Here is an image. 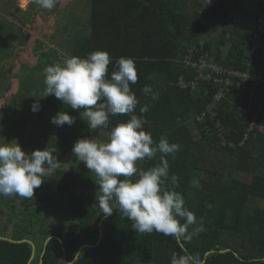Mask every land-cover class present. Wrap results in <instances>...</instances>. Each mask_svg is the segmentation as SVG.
<instances>
[{
    "label": "trees",
    "instance_id": "trees-1",
    "mask_svg": "<svg viewBox=\"0 0 264 264\" xmlns=\"http://www.w3.org/2000/svg\"><path fill=\"white\" fill-rule=\"evenodd\" d=\"M213 1L219 6L206 5L205 0H87L89 32L85 30L82 35H87L74 45L67 44L70 46L68 58H86L94 51L109 53V74L120 57L134 60L138 81L130 87L139 101L134 114L141 115L140 107L147 105L149 110L143 114L147 121L144 130L156 142L166 138L170 143L181 145L174 159L167 157L169 175L179 177L176 191L183 195L185 207L196 216L197 222L189 231L196 227L203 231L187 242L155 232L136 234L130 221L121 218L115 210L101 221L104 215L96 203V177L71 150L70 161L78 171L58 166L51 171L45 185L49 194L46 205L49 206V227L52 218L62 217L68 223L67 229L53 232L51 226L46 233L44 221L38 218V228L44 233L39 237L32 218L28 220L32 215L30 199L23 198L19 213L14 212L13 201L6 204V211L0 208V237L33 242L35 255L30 264H65L62 247L65 259L72 261L85 244L93 247L83 248L72 264H170L172 253H200L204 264H264V135L253 134L241 144L251 115L248 111L250 89L229 87L214 109L216 116L211 117L206 108L215 91L212 84L200 82L195 90L177 85L179 78L189 80L195 74L181 62L191 46L212 51L211 43L205 40L206 33H219L220 42L229 44L225 58L210 54L216 62L239 71L246 70L248 62L251 72L264 79V61L250 57L249 48L252 28L264 9V0H252L253 5L246 9L241 5L244 0H235L233 4L232 0ZM223 6L240 15L241 24L232 32V19L223 12ZM19 85L27 90L21 78ZM145 85L158 94L157 99L142 92ZM252 99L254 106L264 107V85L258 87ZM44 101L49 107L35 115L36 134L46 140L77 141L99 137V133L106 134L108 140L111 127L129 119L127 115L110 116L108 129L92 130L79 111L51 95ZM61 111L75 117V123L65 124L64 131L51 123V118ZM260 122L264 123V118ZM20 127H24L22 119L16 123L12 135L18 134ZM218 129L222 136L218 135ZM21 132L19 135H23ZM44 149L45 146L37 148ZM62 151L56 150L53 155L58 157ZM158 162V159L144 160L137 166L147 170ZM237 173L250 178L236 177ZM89 189L93 195L87 193ZM14 219L16 222L11 227ZM52 235L62 244L51 239L41 256L45 240ZM227 249L228 252H221ZM207 252L211 253L205 256ZM31 255L29 243L0 239V264H28Z\"/></svg>",
    "mask_w": 264,
    "mask_h": 264
},
{
    "label": "clouds",
    "instance_id": "clouds-1",
    "mask_svg": "<svg viewBox=\"0 0 264 264\" xmlns=\"http://www.w3.org/2000/svg\"><path fill=\"white\" fill-rule=\"evenodd\" d=\"M42 9L52 10L58 0H32ZM110 55L94 51L86 58L70 57L63 63H55L43 70L45 88L42 98L54 96L70 109L79 111L89 129H108L110 116L127 115L126 122L111 127L107 142L83 138L75 142L72 153L96 177L97 202L105 218L114 210L131 223L136 234L160 233L178 241H192L203 228L196 227V216L185 207L179 187V177L169 175L167 157L181 150L178 143L166 138L156 142L150 132L144 130L147 123L143 114L147 105L140 107L141 115L134 114L139 101L130 85L138 81L134 60L120 57L109 74ZM145 95L152 92L151 86L142 88ZM40 110L39 99L31 105V111ZM56 127L72 126L75 117L68 112H58L51 118ZM56 149L35 150L26 153L21 145L12 142L0 143V196L32 199L34 190L45 181L46 172L56 169L60 162L53 153ZM158 159V163L141 169L138 161ZM137 177L135 180L132 177ZM199 187V183L195 182ZM170 185V186H169ZM183 221V223L181 222ZM170 264H204L200 253H172Z\"/></svg>",
    "mask_w": 264,
    "mask_h": 264
},
{
    "label": "rangeland",
    "instance_id": "rangeland-1",
    "mask_svg": "<svg viewBox=\"0 0 264 264\" xmlns=\"http://www.w3.org/2000/svg\"><path fill=\"white\" fill-rule=\"evenodd\" d=\"M18 4L25 7L27 0H21L20 3L14 1L9 5ZM34 9L33 6H30V12L26 14L30 18V23L34 18L31 16ZM41 10L43 14H46V9ZM13 11L14 13L11 15L4 12L7 14H3L4 16L0 19V143H10L15 140L21 145L22 150L29 154L42 146H48L50 150L55 148L60 151L63 149L62 154L58 156L59 166L77 172L78 170L72 166L70 161L71 150L76 141L59 138L46 140L36 134L38 131L37 118L35 113L31 111V105L39 99L40 110L36 112L37 115L49 107L44 98L40 99L45 88L43 70L55 63L62 64L68 58L69 47L87 35V33L82 34L85 30L89 32V18L86 17L89 12V4L87 0H58L56 7L49 10V34L45 31L44 24L37 27H33L31 24L23 25L18 18L20 12L16 8H13ZM7 15L8 17H6ZM24 20L27 21L26 18ZM42 20L43 23H46L45 17ZM210 25L207 24L208 27ZM68 43L71 45H67ZM11 66L13 69L9 75L7 69ZM20 78L28 92L19 85ZM10 81L12 82L11 90L5 92ZM45 116H49V113H45ZM21 119L24 121V127L17 128L18 134L14 136L12 133L15 131V125ZM61 129L64 131L66 126H62ZM20 131L23 135H19ZM98 136L91 138L97 142H107L106 134L99 133ZM28 139H30L29 142H27ZM140 163L141 161H138L137 165ZM51 171H49V175ZM236 177L250 178L243 173H237ZM87 193L93 195L92 189L87 190ZM0 199L3 201L0 203L2 205L0 208L3 210L6 209V204L9 201L15 203V213H19L23 208L21 206L22 197L0 196ZM61 218L59 219V227L54 226L53 232L57 229L65 230L68 228V223ZM15 222L14 219L11 227ZM10 234L11 229L8 231L9 236ZM36 239L39 240V237Z\"/></svg>",
    "mask_w": 264,
    "mask_h": 264
},
{
    "label": "built area",
    "instance_id": "built-area-1",
    "mask_svg": "<svg viewBox=\"0 0 264 264\" xmlns=\"http://www.w3.org/2000/svg\"><path fill=\"white\" fill-rule=\"evenodd\" d=\"M206 5H216L213 0H205ZM223 12L230 19V29L237 27L241 23L240 15L229 7L223 6ZM202 12V11H201ZM203 13V12H202ZM229 35V34H228ZM264 9L259 12V17L255 23L252 34V48L254 52H258L259 48L264 49ZM264 58V53L262 54ZM185 69H191L195 72L193 78L187 80L183 77L179 78L177 85L181 89L195 90L200 82L210 83L214 86L215 91L212 99L207 106V112L211 117H215L216 109L221 100L225 97L229 87L236 86L249 87L248 111L250 119L247 130L244 134L241 144L249 140L251 135H264V123L260 120L264 118V107H256L253 104V95L261 85H264V79L258 74L252 73L250 70L236 71L226 69L223 65L211 59L203 47L191 46L181 60ZM205 113H203V116ZM219 124H217L218 126ZM221 135L220 129L217 130ZM222 136V135H221Z\"/></svg>",
    "mask_w": 264,
    "mask_h": 264
},
{
    "label": "crops",
    "instance_id": "crops-1",
    "mask_svg": "<svg viewBox=\"0 0 264 264\" xmlns=\"http://www.w3.org/2000/svg\"><path fill=\"white\" fill-rule=\"evenodd\" d=\"M16 2L17 3L21 0H0V19L1 17H3L4 15L3 14H7V13H4V12H8V14L10 13L13 14L14 11H13V8H16L20 13L18 15V18L19 20L22 21V24H26V25H33V27H37V26H42L44 24V29L45 31L49 34V10H46V14H43V12H41L42 8L39 7L38 5H34L32 0H27V4L25 7H22L20 6V4L18 5H12L10 6L9 4H11V2ZM235 2V0H232L231 1V4H233ZM33 4V5H32ZM241 5L242 7H244L245 9L252 6L253 3H252V0H244L241 2ZM30 6H33L35 9L33 10L34 13L31 15V16H34L33 18V21L32 23H30V18H28V16L26 15L27 12H30ZM89 13H90V5H89V12H88V15H86V17L88 16L89 18ZM30 14V13H29ZM87 14V13H86ZM8 17V15L6 16ZM45 17L46 19V23H43V20L42 18ZM24 18L27 19V21L24 20ZM241 19V18H240ZM241 24V23H240ZM255 26V25H254ZM254 26L252 28V31L254 29ZM211 27V26H210ZM238 27V26H237ZM22 28V27H21ZM236 28V27H235ZM22 31L24 32V30L22 29ZM233 30H231L232 32ZM214 34V33H213ZM213 34H209V33H206V37H205V40L210 42L211 45H212V51L209 53L207 52L208 56L211 58V59H214L213 56H211L210 54H213V55H217L219 54L222 58H225V55L227 53V50L229 48V44L227 42H220V40L218 39V36H219V33H215L214 35ZM253 34V32H252ZM229 36V35H228ZM264 42V41H263ZM249 48H250V57L252 58H257V59H260L262 61H264V58H262V54L264 53V49L262 47L259 48L258 52H254L253 51V48H252V35L250 37V40H249ZM220 51V53L218 52ZM215 60V59H214ZM222 65V64H221ZM224 66V65H223ZM246 66H247V69L246 70H250L249 69V65H248V62L246 63ZM226 69H229V70H234L232 68H228L226 66H224ZM244 70V71H246ZM236 71H239V70H236ZM251 71V70H250ZM18 83H19V80H18ZM46 148V147H45ZM49 149V148H48ZM53 236V235H52ZM49 237V236H48ZM46 241V240H45ZM64 260V259H63ZM66 260V259H65ZM65 263V262H64ZM66 264V263H65Z\"/></svg>",
    "mask_w": 264,
    "mask_h": 264
},
{
    "label": "flooded vegetation",
    "instance_id": "flooded-vegetation-1",
    "mask_svg": "<svg viewBox=\"0 0 264 264\" xmlns=\"http://www.w3.org/2000/svg\"><path fill=\"white\" fill-rule=\"evenodd\" d=\"M7 71H6V74H7ZM45 147L47 148L48 146H45ZM43 179L45 181L42 183V185L38 189L34 190V196L32 199H30L31 207H32V215L30 218H28V220L32 218V221H33L32 225L34 226L36 231H39V234H38L39 237H41L44 233H43V230H40L38 228L39 227L38 218H41L44 221L45 227H46L45 228L46 233H49V228H51V226L59 227V222H60L58 218L57 219L52 218L50 227H49V206H46L49 203V194L47 193L48 188L47 186H45L48 183L49 171L45 173ZM52 229L50 230L52 231ZM58 230H61V229H57V231ZM57 231H54V232H57Z\"/></svg>",
    "mask_w": 264,
    "mask_h": 264
},
{
    "label": "water",
    "instance_id": "water-1",
    "mask_svg": "<svg viewBox=\"0 0 264 264\" xmlns=\"http://www.w3.org/2000/svg\"><path fill=\"white\" fill-rule=\"evenodd\" d=\"M12 69H13L12 66L8 69V74H9V75H11V71H12ZM11 87H12V82L10 81V82L8 83L7 87H6L5 92L10 91V90H11ZM103 219H105L104 216L102 217L101 221H102ZM101 221H100V222H101ZM99 225H100V223H99ZM100 237H101V229H100V227H99V238H100ZM0 239H2V240H7V241H10V242H18V243H20V242H21V243H23V242H27V243H29V244L31 245V247H32V255H31V257H30V260H29V263H28V264H30V262L33 260L34 255H35V245L33 244V242H31V241H29V240L14 241V240H12V239H10V238H7V237H0ZM51 239H57V240H59V242L62 244V241H61L58 237H56V236H50V237H48V238L46 239L45 243H44L43 251H42V253H41V256H43V254H44V252H45L46 245H47V243H48ZM87 247H93V246H92V245H89V244L82 245V246L80 247V249L78 250V252H77L75 258H74L72 261H67V260H65L64 248L62 247L64 262H65L66 264H72V263L77 259L78 255L80 254V251H81L83 248H87ZM228 251H229V249H227V250H223V251H221V252H228ZM211 252H213V251H211ZM211 252H207V253L205 254V256H207V255H208L209 253H211ZM235 255L237 256V254H235Z\"/></svg>",
    "mask_w": 264,
    "mask_h": 264
}]
</instances>
